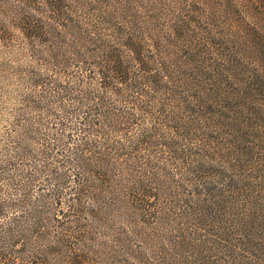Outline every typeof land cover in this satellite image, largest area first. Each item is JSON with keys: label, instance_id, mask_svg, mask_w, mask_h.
<instances>
[{"label": "trees", "instance_id": "1", "mask_svg": "<svg viewBox=\"0 0 264 264\" xmlns=\"http://www.w3.org/2000/svg\"><path fill=\"white\" fill-rule=\"evenodd\" d=\"M73 1L35 0L33 8L41 17L30 15L37 24L34 30L38 26L42 32H39V41L48 51V57L66 70L71 67L69 76L76 77L79 83L60 84L56 93L46 94L49 102L50 98L56 99L60 107L65 99L70 100L69 93L72 94L71 104L64 103L60 117L51 106L45 105L46 112L52 111L51 146L62 163L48 160L52 155L41 149L37 153L42 154L41 163L28 161L29 183H15L13 172L0 168L7 187L22 185L19 195L0 198V264H111L113 257L107 252L102 255L101 249L95 248L94 234L108 227L112 214L120 215L123 209L146 213L153 207L159 213L152 199V195L155 198L159 194L134 179V161L126 167L129 172L123 167L127 158L122 159V148L135 153L139 146H152L157 142L155 131L161 122L172 123L164 127L165 132L167 129L172 134L181 132L179 138L192 142L190 135L199 129L205 137L210 126L218 125L229 116H235L237 124L243 121L249 116L253 103L264 107V73L233 71L230 66L235 58L231 56L220 58L223 66L220 63L212 66L196 57L174 56L169 50V37L166 33L156 37L149 33V20L138 13L135 2H119L118 6L105 9L107 13L102 16L99 14L102 9L93 5L90 14L98 12L95 16L101 18L103 29L83 28L79 20L73 18ZM30 32L26 34L37 36V32ZM67 33L68 40L64 37ZM29 44L33 50L34 42L29 41ZM64 46L71 48L70 54L61 50ZM83 67L89 71L85 83L97 85L96 89L90 86L82 89L83 79L74 73ZM42 80L44 78L38 77L33 83L38 85ZM141 97L145 103L149 101L157 107L161 120L150 116L148 130L130 137L129 114L110 104L126 101L138 110L136 99ZM116 136L121 141L114 142ZM198 141L200 146V139L194 142ZM160 144L168 150L174 146L173 142ZM211 149L216 156L218 151ZM213 156L211 153L206 157L200 155L197 166L191 170L192 176L185 179V186L191 187L186 191L189 198L184 200L189 214L198 215L199 226L206 229L204 226H208L209 219L219 222L225 207L234 209L237 208L234 205L240 203L250 205L251 209L243 210L242 215L240 211L234 215L235 223L244 232L245 245H249L251 238L259 241L264 234L259 226L263 219L260 216L254 219V216L261 215L258 212H263L264 203L257 197L240 198L237 194L240 186L217 168ZM236 165L245 166L244 161H237ZM69 166L74 169L75 186L70 184L63 170ZM125 171L128 172L126 178ZM35 172L43 173L40 182L45 184L36 195L33 194L37 181ZM149 174L144 179H153V182L154 176L150 171ZM136 193L145 202L134 201L132 197ZM207 232L216 237H209L208 242L214 247L215 255L223 260L222 252L228 248L222 240L226 242L227 231L219 226L217 235ZM240 243L241 239L237 246ZM210 256H201L198 263L205 264ZM230 257H234L233 254H229L228 259Z\"/></svg>", "mask_w": 264, "mask_h": 264}, {"label": "rangeland", "instance_id": "2", "mask_svg": "<svg viewBox=\"0 0 264 264\" xmlns=\"http://www.w3.org/2000/svg\"><path fill=\"white\" fill-rule=\"evenodd\" d=\"M34 1L0 0V168H8L6 172H13L11 175L15 183L30 182V171L26 170L28 161L41 163L42 154L37 155L41 149L48 150L52 155L48 160L62 163L61 157L51 146V113L53 111L60 117L64 103L67 106L71 104L72 94L69 93L70 100L62 102V107L56 99L50 98L49 102L46 94L56 93L60 84L73 86L79 83L76 77L69 76L72 68L66 70L52 61L39 41V32H42L38 26L34 30L37 24L30 19V15L41 17L33 8ZM119 2H135L138 13L146 15L149 20V33L154 37L166 33L169 37V50L174 56L204 59L212 66L221 64V57L231 56L235 58V63L230 66L233 71L264 73V0H75L72 2L75 6L72 7L75 10L73 18L79 20L83 28L98 26L102 30L104 24L95 15L102 16L107 13L106 10L118 6ZM93 5L102 9L99 14H90ZM27 31L37 32L34 34L38 38L28 36ZM69 36L68 33L64 35L67 40ZM29 41L34 42L33 50ZM61 50L69 53L71 48L64 46ZM87 73L89 71L83 67L77 68L74 74L83 79L82 89L88 86L96 89L97 85L85 83ZM38 77L44 78V81L34 85L33 79ZM136 100L139 103L138 110L126 101L110 104V107L127 112V116L129 114L132 120L128 132L130 137H135L141 130L147 131L151 117L161 120L156 106L149 101L145 103L143 97ZM46 104L51 106L52 111L46 112ZM234 117L222 119L218 125L214 121L216 126H210L205 137L202 129H199L190 135L192 142L179 138L181 132L172 134L168 129L165 132L164 127L172 123L161 122L155 131L158 135L155 144L150 147L139 146L135 153L122 148V159L127 158L123 167L134 161V179H139L143 187L146 184L147 189L153 188V193L159 194L155 198L152 195L153 206H157L159 213L153 207L151 212L146 213L143 210L136 212L123 209L120 215L112 214L108 227L102 233L94 234L95 248H100L102 255L107 252L112 256L114 260L111 264H199L203 255H211L205 264H264V234L259 241L251 238L249 245H245L244 232L235 223L234 215L251 209L250 205L240 203L234 205L237 207L234 209L225 207L219 222L209 219L208 226L203 229L198 224L199 216L189 214L184 202L189 198L186 191L190 187L185 186V179L192 176L191 170L197 166L200 155H214L211 149L214 147L218 151L213 156L218 163L217 168L224 170L227 178L238 183L239 197H257L264 203V107L258 102L253 103L249 116L238 124ZM197 138L202 142L200 146L199 141L194 142ZM113 140L121 141V138L116 136ZM163 142H173L174 146L168 150L160 144ZM182 150L185 151L181 153ZM237 161H244L245 166L236 165ZM21 167L22 170L19 169ZM63 170L70 184L75 186L72 179L74 169L69 166ZM148 170L154 176L153 182V179H144L150 175ZM128 172L125 171V178ZM34 175L37 181L33 194L36 195L45 184L40 182L43 173L35 172ZM21 187L10 189L0 176L1 199L7 195H19ZM138 195L136 193L132 199L145 202ZM258 213L261 215H255L254 219L259 216L263 219L259 226L264 232V210ZM219 226L228 235L226 242L222 240L228 248L222 252L225 254L223 260L215 255L214 247L208 242L209 237H216L207 231L216 234ZM239 239L241 243L237 246ZM229 254L234 257L228 259Z\"/></svg>", "mask_w": 264, "mask_h": 264}]
</instances>
